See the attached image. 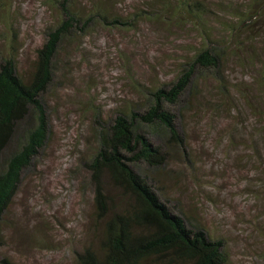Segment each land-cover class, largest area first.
I'll list each match as a JSON object with an SVG mask.
<instances>
[{"label":"rangeland","instance_id":"obj_1","mask_svg":"<svg viewBox=\"0 0 264 264\" xmlns=\"http://www.w3.org/2000/svg\"><path fill=\"white\" fill-rule=\"evenodd\" d=\"M80 1L91 11L97 0ZM201 1L207 14L194 22L156 0H101L128 22L81 24L82 33L61 42L52 81L40 97L48 135L0 221V264H74L83 248L98 250L102 223L94 221L86 164L99 147V132L121 113L143 112L155 91L168 90L206 46L204 33L228 48L224 63L213 71L195 69L191 88L166 106L182 144L163 146L159 168L141 164L136 171L187 229L201 228L223 242L226 264H264V40L247 38L240 52L236 39L225 37L247 0ZM55 6L0 0V62L14 57L24 81L47 32L60 21ZM134 12L139 17L128 20ZM18 145L15 136L0 165ZM103 184L117 202L126 201L106 176Z\"/></svg>","mask_w":264,"mask_h":264},{"label":"trees","instance_id":"obj_2","mask_svg":"<svg viewBox=\"0 0 264 264\" xmlns=\"http://www.w3.org/2000/svg\"><path fill=\"white\" fill-rule=\"evenodd\" d=\"M156 1L161 9L180 13L194 22L202 20L208 10L201 0ZM48 3L56 5L61 18L37 49L31 76L26 81L18 76L14 57L0 62V154L15 136L19 137L18 148L0 165V221L17 193L22 172L45 144L48 126L40 97L52 81L53 59L61 42L82 33L89 22L120 25L128 22L109 13L101 0L92 3L91 11L85 10L80 0H48ZM234 16L236 21L226 25L229 36L225 37L230 42L236 39V50L245 49L247 38L264 40V0H247ZM137 17L134 12L128 20ZM249 32L253 34L243 38ZM202 36H207L206 46L194 55L191 63L183 65L182 73L168 90L155 91L143 112L121 113L99 132V147L86 167L94 186V221L102 223L101 237L98 250L83 248L76 253L74 264H226L223 242L211 239L201 228L187 229L183 218L173 213L136 171L141 164L159 168L166 159L163 146L182 144L174 116L166 106L175 104L191 88L195 69L200 66L213 71L224 63L228 48L212 41L211 34ZM262 56L264 59V41ZM260 81L264 85V60ZM24 121L29 122L27 128L16 135ZM147 131L163 144L155 145ZM105 176L126 198L125 202H117L106 192Z\"/></svg>","mask_w":264,"mask_h":264}]
</instances>
